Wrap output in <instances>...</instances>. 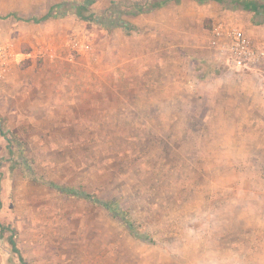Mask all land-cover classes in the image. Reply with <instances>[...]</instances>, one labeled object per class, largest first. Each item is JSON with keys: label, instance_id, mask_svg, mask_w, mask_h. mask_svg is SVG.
I'll return each instance as SVG.
<instances>
[{"label": "rangeland", "instance_id": "obj_1", "mask_svg": "<svg viewBox=\"0 0 264 264\" xmlns=\"http://www.w3.org/2000/svg\"><path fill=\"white\" fill-rule=\"evenodd\" d=\"M83 1L0 0L18 59L0 85L6 264H264V77L241 67L244 101L223 103V57L193 50L213 24L173 38L191 0L147 10L152 28L129 21L152 0H92L85 18Z\"/></svg>", "mask_w": 264, "mask_h": 264}, {"label": "crops", "instance_id": "obj_2", "mask_svg": "<svg viewBox=\"0 0 264 264\" xmlns=\"http://www.w3.org/2000/svg\"><path fill=\"white\" fill-rule=\"evenodd\" d=\"M178 1V0H177ZM185 1V0H184ZM188 1V0H186ZM237 0H191L190 4H193L195 8V12H191L190 10L186 12H180L177 10L175 14H172V34L173 38L176 39V47L179 48L180 44V34H181V23L184 27L187 23H190L191 19L197 20L201 19L204 21L205 19H208V21L212 24H214L216 21L220 19H224L231 22H236L238 26L243 28L246 33L251 36L254 40L259 42L260 44L264 45V13L263 9H261L258 6L257 12L251 11V10H245L242 6H235ZM241 1V0H239ZM255 1L256 3L264 4V0H251ZM174 2V1H172ZM178 9V8H177ZM133 11H136V13L133 14ZM151 13V12H149ZM131 17L129 16V21L133 22L134 24H137L138 26H143L147 23L148 13L147 11L145 13L143 12H137L136 10H132V13H130ZM158 17H156V22L158 24ZM162 20H165L163 18ZM151 25L147 24L145 25L146 28H152L153 22L150 23ZM201 39L196 34L194 36V42L193 46H195L194 52L196 53L200 59H222L221 53L210 46V44L207 47H204L201 43ZM209 43V42H208ZM227 64H230L231 67H229ZM229 67H227V66ZM237 70H241L240 65H235L233 62H229V59L226 58L225 54L223 53V103L225 102H241L244 101V94L242 93L246 91V88L248 85H243L242 90L241 87H238V80H241L242 77L245 76V74L242 73H236ZM254 76H259L257 73H255ZM259 87L261 83H258ZM239 92V93H238ZM259 97H251V98H261ZM250 97L246 96V99L248 100ZM263 98V97H262ZM223 105V115L226 110H224ZM234 116H236V113L232 112ZM241 118V116H239ZM243 118V117H242ZM261 121H259L255 128H257L255 131L260 134H264V115H262ZM245 120V119H244ZM240 121L239 119L236 120V126L237 128L245 129L246 125H249L247 121ZM242 131V130H239ZM1 230V229H0ZM1 234V233H0ZM0 252V264H6L5 257L1 255Z\"/></svg>", "mask_w": 264, "mask_h": 264}, {"label": "built area", "instance_id": "obj_3", "mask_svg": "<svg viewBox=\"0 0 264 264\" xmlns=\"http://www.w3.org/2000/svg\"><path fill=\"white\" fill-rule=\"evenodd\" d=\"M209 44L222 57L224 53L226 58L238 63L240 67L264 77V45L249 36L236 22L224 19L216 21L210 30ZM73 47L87 50L90 44L73 41ZM17 60V53L11 45H0V85L10 75Z\"/></svg>", "mask_w": 264, "mask_h": 264}, {"label": "trees", "instance_id": "obj_4", "mask_svg": "<svg viewBox=\"0 0 264 264\" xmlns=\"http://www.w3.org/2000/svg\"><path fill=\"white\" fill-rule=\"evenodd\" d=\"M169 0H152L149 2V4L147 6H141L140 8V11L141 12H145L147 10H151V9H155V8H158V7H161L162 5H164L166 2H168ZM199 1H203V0H199ZM92 0H84L83 2H80V3H77L75 4V7L77 9V14L80 16V17H84L83 15V9H86V10H89V6L91 4ZM237 3L235 4V6H242L243 9L245 10H251V11H255L257 12L258 10V6L263 9V13H264V4H260V3H256L255 1H251V0H237L236 1ZM129 13H132V10L129 11ZM16 16L15 13H11V14H7V15H0V18L2 19H5L9 16ZM55 13L53 10H50L48 13H46L45 15H43L42 17H36V16H33L27 20H33L35 23H38V22H41V21H44V20H47L49 17L51 16H54ZM85 18V17H84ZM48 184L52 187H55L57 189H60L62 192H64L66 190L65 187L63 186H60L58 185L57 183L53 182V181H49ZM92 201H95L97 202L98 204H101L102 206H104L106 209L114 212L116 215H121L123 214L122 211H118L117 210V205L115 204L114 201H110V200H100V199H97L96 197H90ZM124 218V217H123ZM6 229H4L3 231H5ZM10 241L11 243L14 245L15 244V241H14V235H10ZM15 250L18 252V250L16 249L15 247ZM21 260L23 261V258L20 257Z\"/></svg>", "mask_w": 264, "mask_h": 264}]
</instances>
